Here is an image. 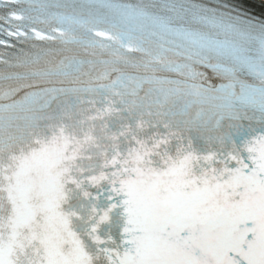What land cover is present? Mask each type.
Wrapping results in <instances>:
<instances>
[{
  "label": "snow or ice",
  "instance_id": "1",
  "mask_svg": "<svg viewBox=\"0 0 264 264\" xmlns=\"http://www.w3.org/2000/svg\"><path fill=\"white\" fill-rule=\"evenodd\" d=\"M27 2L0 0V264H264V0Z\"/></svg>",
  "mask_w": 264,
  "mask_h": 264
}]
</instances>
